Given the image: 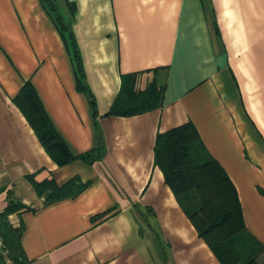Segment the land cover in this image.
<instances>
[{
    "label": "crops",
    "instance_id": "1",
    "mask_svg": "<svg viewBox=\"0 0 264 264\" xmlns=\"http://www.w3.org/2000/svg\"><path fill=\"white\" fill-rule=\"evenodd\" d=\"M63 1L85 90L45 1L0 0V213L16 206L8 220L29 264H222L155 163L158 133L186 122L264 244V0ZM128 76L136 90L155 83L162 104L110 113ZM27 82L68 163L14 102ZM49 179L84 187L49 201L34 186Z\"/></svg>",
    "mask_w": 264,
    "mask_h": 264
},
{
    "label": "trees",
    "instance_id": "2",
    "mask_svg": "<svg viewBox=\"0 0 264 264\" xmlns=\"http://www.w3.org/2000/svg\"><path fill=\"white\" fill-rule=\"evenodd\" d=\"M44 1L55 14L57 27L72 50L79 74V88L85 90L82 60L74 40L71 21L64 19L55 0ZM70 12L73 13V7ZM16 95L14 102L35 127L52 159L60 165L73 160L75 156L56 132L32 83L27 82ZM90 100L95 111V100L91 94ZM161 101L162 89L155 83L143 91L136 90L135 82L130 76L128 81L124 80L122 92L113 103L110 113L134 114L158 107L162 104ZM200 138L198 129L192 122L159 132L155 141V163L164 172L165 181L171 186L173 194L197 227L200 236L206 240L222 264H261L259 255L264 251V244L248 230L236 186L219 162L208 153ZM93 154L87 152L82 157L91 160ZM34 183L40 194L47 193L49 201L75 196L84 187V184H77L76 180L63 185H58L53 179ZM15 207L12 205L0 213V232L4 236L13 264H29L20 239L23 229L12 226L8 220L9 212Z\"/></svg>",
    "mask_w": 264,
    "mask_h": 264
},
{
    "label": "built area",
    "instance_id": "3",
    "mask_svg": "<svg viewBox=\"0 0 264 264\" xmlns=\"http://www.w3.org/2000/svg\"><path fill=\"white\" fill-rule=\"evenodd\" d=\"M0 264H13L9 250L6 247L3 234L0 232Z\"/></svg>",
    "mask_w": 264,
    "mask_h": 264
},
{
    "label": "rangeland",
    "instance_id": "4",
    "mask_svg": "<svg viewBox=\"0 0 264 264\" xmlns=\"http://www.w3.org/2000/svg\"><path fill=\"white\" fill-rule=\"evenodd\" d=\"M55 1L59 5V10H60L61 14H63L64 19L66 21H69L70 20V16H69L68 13L70 11V5L68 3L65 4V2L63 0H55Z\"/></svg>",
    "mask_w": 264,
    "mask_h": 264
}]
</instances>
